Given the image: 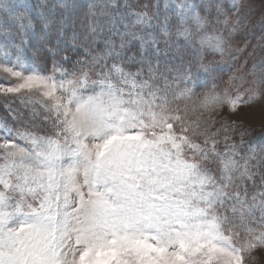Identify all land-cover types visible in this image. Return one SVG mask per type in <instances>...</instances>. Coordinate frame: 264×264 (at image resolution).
<instances>
[{
    "label": "snow or ice",
    "instance_id": "obj_1",
    "mask_svg": "<svg viewBox=\"0 0 264 264\" xmlns=\"http://www.w3.org/2000/svg\"><path fill=\"white\" fill-rule=\"evenodd\" d=\"M176 7L195 61L165 74L144 37L139 54L109 41L58 59L31 43L27 7L0 0V264H250L264 249V172L253 166L264 145L246 143L264 138V55L223 87V70L205 62L236 58L231 37L257 11L264 20V0H233L227 36L209 33L187 0ZM135 15L131 24H150Z\"/></svg>",
    "mask_w": 264,
    "mask_h": 264
},
{
    "label": "rangeland",
    "instance_id": "obj_2",
    "mask_svg": "<svg viewBox=\"0 0 264 264\" xmlns=\"http://www.w3.org/2000/svg\"><path fill=\"white\" fill-rule=\"evenodd\" d=\"M143 0H16L17 3L27 7L29 18L33 19L34 33L31 43L41 44L44 39L48 40L50 34L57 36L53 40L55 47L59 49L58 59L68 57L69 61L74 63L78 58L84 59L81 53L88 49L91 55L101 53L105 48L106 42H112L119 48L121 41L125 42V51L131 55L139 54L140 45L144 37L147 40H155V44H149L145 51L155 52L158 49V55L151 56L149 59L154 68L159 72L166 73V68L179 66L183 60L185 64L188 61H195L194 54L191 49L184 48V38L178 35L179 18L176 16L177 5L184 3L185 0H168V8L164 7L165 0H153V8L150 11H139L138 8L131 3ZM194 6L197 14L209 21L207 31L211 33L215 29L218 33L227 36L236 20V14L233 10V0H187ZM259 7V0H255ZM131 5V6H130ZM135 14H146L151 21L146 25H133L130 22L136 19ZM165 14L168 19L165 20ZM124 22H121V18ZM158 17V18H157ZM129 23V32L124 33V23ZM174 25H172V24ZM89 24L96 25V31L89 30ZM172 27L174 29H172ZM135 33V35H133ZM233 43L231 46L232 55L225 54L223 58L218 53L206 54L205 62L214 59L218 66L223 70L218 73L216 83L223 87L229 76L237 71V67L241 71H251L253 65L259 66L264 48L259 47L264 43V20L260 18L259 12L254 13L247 20L245 26L239 28L231 37ZM48 49L47 45H43ZM255 47L256 55L249 56L247 53L253 51ZM247 48L246 53H239L236 49ZM49 55V53H48ZM91 56H89V59ZM27 61H37V57H33L29 51L25 57ZM71 66V63L66 65ZM139 66V65H138ZM194 73L198 77L205 74L197 71L195 62L192 65ZM259 67H257V71ZM147 68L145 67V72ZM0 104L5 107L3 99ZM25 120L33 119L32 114L27 109L20 108L18 102L13 105ZM258 113V109H253ZM5 111L4 117L6 118ZM42 117H35V122L39 124ZM9 123L11 121L9 120ZM258 118L257 124L258 127ZM251 142L252 146L259 149L264 145V138L258 133L246 138V143ZM246 151V149H245ZM259 165L260 172H264V157L253 161V166ZM257 184H259V175L256 176ZM252 189L250 188V191ZM250 264H264V249L254 250Z\"/></svg>",
    "mask_w": 264,
    "mask_h": 264
},
{
    "label": "trees",
    "instance_id": "obj_3",
    "mask_svg": "<svg viewBox=\"0 0 264 264\" xmlns=\"http://www.w3.org/2000/svg\"><path fill=\"white\" fill-rule=\"evenodd\" d=\"M152 1H153V0H143V1H140V2H136V3H133V2H132L131 5H132V6L135 5V7L138 8L137 10H139V11H144V10H146V11H150V10H152V8H153ZM131 5H130V6H131ZM171 24H172V23H171ZM172 25H174V24H172ZM172 29H174V28L172 27ZM50 36H51V37H50ZM46 37H50V38H49L48 40L44 39V41H43L42 44H43V45H47V46H48V49H53V47L55 46V44L53 43V40L56 39L57 36H55V35H53V34H50L49 36H46ZM44 55L47 56V55H48V52H45ZM5 111H6V108L3 107V106L0 104V116H1V117H4V113H5Z\"/></svg>",
    "mask_w": 264,
    "mask_h": 264
}]
</instances>
